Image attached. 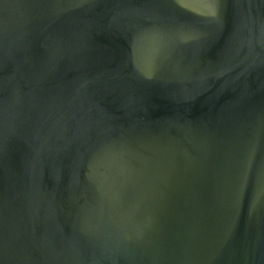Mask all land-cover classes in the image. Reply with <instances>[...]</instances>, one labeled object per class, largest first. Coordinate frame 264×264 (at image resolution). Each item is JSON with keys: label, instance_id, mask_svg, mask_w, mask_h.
<instances>
[{"label": "water", "instance_id": "1", "mask_svg": "<svg viewBox=\"0 0 264 264\" xmlns=\"http://www.w3.org/2000/svg\"><path fill=\"white\" fill-rule=\"evenodd\" d=\"M0 264H264V0H0Z\"/></svg>", "mask_w": 264, "mask_h": 264}]
</instances>
